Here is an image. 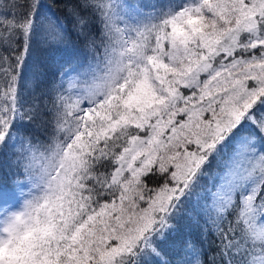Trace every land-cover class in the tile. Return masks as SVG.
<instances>
[{
	"label": "snow or ice",
	"instance_id": "1",
	"mask_svg": "<svg viewBox=\"0 0 264 264\" xmlns=\"http://www.w3.org/2000/svg\"><path fill=\"white\" fill-rule=\"evenodd\" d=\"M62 7L90 56L49 81L71 33L0 0V264H264V0Z\"/></svg>",
	"mask_w": 264,
	"mask_h": 264
},
{
	"label": "trees",
	"instance_id": "2",
	"mask_svg": "<svg viewBox=\"0 0 264 264\" xmlns=\"http://www.w3.org/2000/svg\"><path fill=\"white\" fill-rule=\"evenodd\" d=\"M50 6L51 13L59 18L67 31L71 33L66 41V48L60 52L51 53L39 48L35 49L32 54L31 63L39 65L47 72L48 80H59V71L65 66H70V62L79 59L81 62H87L90 53L85 47L83 40L78 39L73 31V22L62 7L65 0H44ZM150 0H116L117 4L123 5L126 10H131L138 4L148 3ZM30 75V73H29ZM15 156L10 155L8 158H0V193L5 194L17 187H26V181L22 170L17 171L15 164L11 161ZM11 165V166H10ZM27 188V187H26ZM189 234L195 236L197 230L195 226H189L184 229L181 236L186 237Z\"/></svg>",
	"mask_w": 264,
	"mask_h": 264
},
{
	"label": "rangeland",
	"instance_id": "3",
	"mask_svg": "<svg viewBox=\"0 0 264 264\" xmlns=\"http://www.w3.org/2000/svg\"><path fill=\"white\" fill-rule=\"evenodd\" d=\"M64 68H69V66H65ZM69 75H74V73L69 72ZM68 77H65V80H67ZM64 87H67V84L65 83ZM27 191L26 187H17L14 190H11L5 194L0 193V206H9V205H17L19 201L21 200V193Z\"/></svg>",
	"mask_w": 264,
	"mask_h": 264
}]
</instances>
